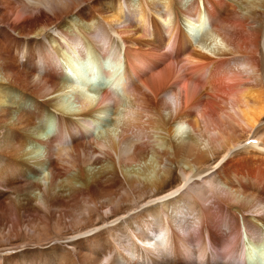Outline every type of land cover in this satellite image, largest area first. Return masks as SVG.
<instances>
[{"label": "bare ground", "instance_id": "obj_1", "mask_svg": "<svg viewBox=\"0 0 264 264\" xmlns=\"http://www.w3.org/2000/svg\"><path fill=\"white\" fill-rule=\"evenodd\" d=\"M27 1L0 0V252L70 231L73 259L25 260L264 264V0Z\"/></svg>", "mask_w": 264, "mask_h": 264}, {"label": "rangeland", "instance_id": "obj_2", "mask_svg": "<svg viewBox=\"0 0 264 264\" xmlns=\"http://www.w3.org/2000/svg\"><path fill=\"white\" fill-rule=\"evenodd\" d=\"M31 3H34V1H32V0H29ZM29 1H27V2H29ZM229 1H233L234 3H237L238 2V0H229ZM237 1V2H236ZM26 2V3H27ZM29 2V3H30ZM180 24H182V25H180L181 26V28H182V30L183 29H185V32H186V22L183 20V19H180ZM184 31V30H183ZM188 31V30H187ZM204 31H206L207 32V35L208 34H210V30H209V26H207L205 29H204ZM200 35V32L198 31L197 32V34H196V38H198V36ZM213 40V39H212ZM209 41L210 42V45H211V48L210 47H208V45H209V43L206 45V46H203V45H201V48H200V45L197 47L198 49H202V51L203 52H205V53H207V54H210V55H212V53H213V51H217L218 49H220V47H222L221 45H220V43L219 42H217V41H215L216 43H214L213 41ZM212 42V43H211ZM195 44V43H194ZM213 44V45H212ZM215 44V45H214ZM216 44H217V46H216ZM195 45H197V44H195ZM195 45H194V47H195ZM213 46V47H212ZM207 47L208 49L206 50L205 48ZM215 47V50L213 49ZM204 48V49H203ZM210 48V49H209ZM213 49V50H212ZM222 49V48H221ZM215 51V52H216ZM259 51H260V57H261V59L263 60V62H262V65H263V63H264V53H263V50H262V41L260 42V44H259ZM109 65V64H108ZM107 65V66H108ZM99 69V68H98ZM97 69V70H98ZM94 71H95V69H94ZM263 72H264V65H263ZM94 74H95V72H94ZM83 76H82V78H81V81H83V78H86L85 76H87L88 77V75H89V72L88 73H84V74H82ZM95 81V80H94ZM99 81V82H98ZM98 81L96 80V82L97 83H92L91 85H92V87L93 86H95L96 88L97 87H104V86H106V83H105V80L104 79H102V78H100V79H98ZM99 88V89H100ZM12 93V92H11ZM67 100V101H66ZM65 101L66 102H68V98H65ZM67 105V104H66ZM69 105V104H68ZM111 123V121H110V117L108 116V117H106L105 119H104V121H102L101 123H100V128L101 129H103L104 128V125L105 126H109V125H111L110 124ZM102 125V126H101ZM261 133H262V136H264V129H262V131H261ZM68 143H69V141H68ZM68 143H67V145H68ZM207 180H210L209 181V183H212V184H216V182H214V178L213 177H209V178H207ZM180 182V176H179V173H178V171H176V170H174V172H173V174H172V180H171V183L170 184H167V186H166V188H164L163 190H162V192H164V191H166V190H168V189H170V188H172L173 186H175V185H177L178 183ZM25 189H23V192L22 193H25V191H26V186H23ZM190 188H187L186 189V191H185V193H184V195H183V197H182V199L183 198H187V196H189L190 195V193H187V191L188 190H191V189H193L194 188V186H192V185H190L189 186ZM193 187V188H192ZM186 194V195H185ZM185 196V197H184ZM208 197H209V195H208ZM7 198V199H6ZM8 198H13V196L12 195H10V196H8V195H6L5 196V198H4V200H6V201H4L5 202V206H9V199ZM177 200H179V198L178 199H176V201ZM178 204V203H177ZM183 204V205H182ZM183 206V211H184V213H189V215H190V218H187L186 220H187V223L184 221V222H180V221H182L183 220V218L182 219H178V220H176V222L174 223V226H173V228H174V230H175V232L178 234V235H182V233H185V234H187V232H190V231H192V232H196L198 229H199V220H200V212L198 211V208L196 207V209L197 210H195L194 209V211H193V209H190V208H192L191 207V205L189 204V203H184V202H180V206ZM169 210H168V212H167V218H168V220L167 221H165V218H164V221H163V225L165 224V223H171L170 222V220H171V216L173 215V216H175L176 214H175V212H174V210H173V208H172V206H170L169 208H168ZM139 210V209H138ZM137 210V211H138ZM192 210V211H191ZM188 211V212H187ZM179 217V216H178ZM25 219H26V217H25ZM170 219V220H169ZM237 224H239V226H240V229H241V235H242V238L241 239H243L244 241H246V237L244 236V234H243V223H242V220H241V218H240V216H238L237 217ZM217 222H218V220H217ZM6 224V225H5ZM5 228H8V226H9V222H7V221H5ZM175 224H177L178 226L180 225V224H182L181 225V227L182 228H178ZM3 225V224H2ZM136 225L137 224H135V225H133V227H136ZM0 226H1V224H0ZM188 230V231H187ZM187 231V232H186ZM214 231H215V233L217 234V236H218V238H217V242L219 243V248L221 249L223 246H224V243H225V239L223 238V236H222V233H223V229H221L220 227H218V226H216L215 228H214ZM196 233H194V235H195ZM54 234H51V236L50 237H48V239H47V241L46 240H44V241H41L40 243L41 244H39L38 246H36V244L35 243H32V241L31 242H29L30 244L28 245L27 244V246L25 247V249H24V247L23 248H19L18 249V251H17V253L15 252V250H12V251H6V252H0V255L1 254H3V256H2V258H3V260H4V262H6L7 260L9 261H11V259H13V258H16V259H20V261H21V263L22 264H25V262L27 263V264H29V262H27L26 260H28V258L29 257H36V255H49V254H53V257L55 256V253H58V254H62V255H64L67 259H68V256L69 255H71V258L72 257H74V255H75V253H76V251H77V249H79V246L81 245V246H83V244H85V242H84V240H80V241H76V242H71L70 240L71 239H69L71 236H73V234L71 235V232L70 231H67V232H64L62 235H60V236H56V235H54ZM24 241H26V238L24 237V236H21L20 238H19V240H17V243H19L20 244V242L22 243V242H24ZM114 243V242H113ZM112 243V244H113ZM35 244V245H34ZM115 244V243H114ZM196 245V243H193L192 244V246H195ZM75 247V248H74ZM130 252V250L127 252V251H124L123 250V252H122V250L120 249L119 251H116V252H112V254L111 255H107V259L108 260H110V259H112V258H116V260H118L119 261V264H124L125 263V261H127L129 258H128V253ZM248 254H250V258L251 259H255V258H258V257H260V256H264V248L263 247H260V248H255V250L253 249L252 251H250ZM8 258V259H7ZM125 258H128V259H125ZM24 259V260H23ZM26 259V260H25ZM73 259V258H72ZM75 259V258H74ZM38 260H40V258H37V259H35V261H36V263L38 264ZM34 261V262H35ZM220 261V260H219ZM46 263H47V261H46ZM56 264L57 262L56 261H54L52 264ZM135 264V263H134Z\"/></svg>", "mask_w": 264, "mask_h": 264}, {"label": "water", "instance_id": "obj_3", "mask_svg": "<svg viewBox=\"0 0 264 264\" xmlns=\"http://www.w3.org/2000/svg\"><path fill=\"white\" fill-rule=\"evenodd\" d=\"M98 82H99V81H98ZM92 83H97V82H96V80H95V81H93Z\"/></svg>", "mask_w": 264, "mask_h": 264}]
</instances>
